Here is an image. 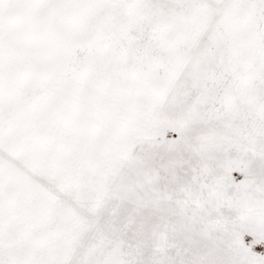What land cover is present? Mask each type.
I'll list each match as a JSON object with an SVG mask.
<instances>
[{"label": "snow or ice", "instance_id": "6c2138e0", "mask_svg": "<svg viewBox=\"0 0 264 264\" xmlns=\"http://www.w3.org/2000/svg\"><path fill=\"white\" fill-rule=\"evenodd\" d=\"M0 264H264V0H0Z\"/></svg>", "mask_w": 264, "mask_h": 264}]
</instances>
